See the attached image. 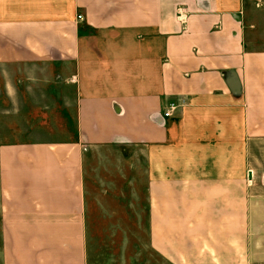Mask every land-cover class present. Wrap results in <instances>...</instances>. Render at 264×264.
I'll list each match as a JSON object with an SVG mask.
<instances>
[{"label": "crops", "instance_id": "0c3cea01", "mask_svg": "<svg viewBox=\"0 0 264 264\" xmlns=\"http://www.w3.org/2000/svg\"><path fill=\"white\" fill-rule=\"evenodd\" d=\"M263 3L0 0L14 113L36 88L61 115L54 137L29 136L48 122L25 103L34 130L0 143V264H88L87 189L96 172L124 179L126 159L95 162L136 146L143 264H264Z\"/></svg>", "mask_w": 264, "mask_h": 264}, {"label": "rangeland", "instance_id": "374dc122", "mask_svg": "<svg viewBox=\"0 0 264 264\" xmlns=\"http://www.w3.org/2000/svg\"><path fill=\"white\" fill-rule=\"evenodd\" d=\"M260 10L264 17V3ZM15 87L20 88L19 85ZM42 95L35 88L29 91L24 98L25 103L32 108L33 112L43 111L47 114L45 119L48 123L43 128L44 130L37 129L29 135H37L43 139L54 137V133L61 126H58L61 115L51 102L42 103L40 101ZM25 103L22 100L15 102L18 108L23 106V116L17 115L20 108H17L18 113L16 111L14 113V104L7 97L0 83V143L20 141L19 138L27 134L24 133L25 130L28 129L29 132L34 130L33 123H36L34 119L37 117H33L34 121L28 118ZM44 104L49 106L45 109ZM27 121H30L29 125L25 124ZM5 136L6 140H4ZM115 150L106 152L107 155L102 158L104 160L99 163L95 162L94 167L102 170L103 166L100 165L105 164L106 168H109L107 165L109 159L115 162V167L112 169L116 172L118 156H123L126 159L123 167L124 179H121L117 173L109 177L110 174L106 171L99 172V174L96 172L94 176L95 180L98 179V183L92 189L90 187L87 189V196L92 203V215L90 214L87 232L88 264H136V262L143 264L149 259L148 253L144 251L147 248V219L142 210L141 221L136 220V196L141 198L140 204L142 205L146 197L145 181L148 168L146 150L138 146ZM132 163H135L136 169H133ZM103 175L105 180L108 179L107 181L111 183L101 184L99 179H102ZM138 183L142 184L141 187H137ZM105 189L106 192L103 193Z\"/></svg>", "mask_w": 264, "mask_h": 264}, {"label": "built area", "instance_id": "2783aa9c", "mask_svg": "<svg viewBox=\"0 0 264 264\" xmlns=\"http://www.w3.org/2000/svg\"><path fill=\"white\" fill-rule=\"evenodd\" d=\"M186 13L184 12V9L182 8H179L178 9V13H177V19L178 21L181 23V24H184L186 22ZM78 19L81 20L82 17L81 16H78ZM179 105L177 104H171L170 106H168V108L165 110L164 112V117L167 118L169 117L172 112L177 109Z\"/></svg>", "mask_w": 264, "mask_h": 264}]
</instances>
